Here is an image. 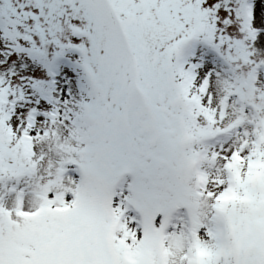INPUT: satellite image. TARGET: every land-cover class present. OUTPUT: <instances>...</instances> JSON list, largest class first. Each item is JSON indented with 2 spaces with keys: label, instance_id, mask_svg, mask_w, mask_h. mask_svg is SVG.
<instances>
[{
  "label": "snow or ice",
  "instance_id": "obj_1",
  "mask_svg": "<svg viewBox=\"0 0 264 264\" xmlns=\"http://www.w3.org/2000/svg\"><path fill=\"white\" fill-rule=\"evenodd\" d=\"M0 264H264V0H0Z\"/></svg>",
  "mask_w": 264,
  "mask_h": 264
}]
</instances>
